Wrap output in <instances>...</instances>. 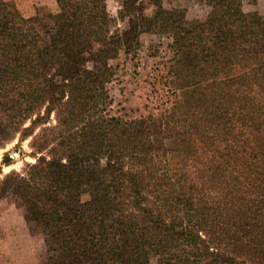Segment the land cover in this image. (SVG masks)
Here are the masks:
<instances>
[{"label": "trees", "instance_id": "obj_1", "mask_svg": "<svg viewBox=\"0 0 264 264\" xmlns=\"http://www.w3.org/2000/svg\"><path fill=\"white\" fill-rule=\"evenodd\" d=\"M54 1L24 16L0 0V149L28 139L34 159L0 167V201L42 236L39 264H264V17ZM158 29L178 100L161 122L110 114L108 61Z\"/></svg>", "mask_w": 264, "mask_h": 264}, {"label": "rangeland", "instance_id": "obj_2", "mask_svg": "<svg viewBox=\"0 0 264 264\" xmlns=\"http://www.w3.org/2000/svg\"><path fill=\"white\" fill-rule=\"evenodd\" d=\"M14 4L24 16L44 15L56 10L54 0H5ZM123 0H106L112 16L117 15ZM166 8L182 7L188 19H203L209 8L202 0H162ZM245 12L257 11L264 17V0H242ZM31 9L32 14L27 15ZM119 28L126 26L118 21ZM173 52L169 39L161 29L143 33L135 52L120 51L109 61L111 75L106 88L111 97L110 114L126 119L151 116L161 122L164 110L177 101V93L170 82ZM166 135L168 131L166 130ZM17 139L0 149L2 173L20 170L29 156L28 139ZM171 147L173 142L166 138ZM9 164L2 163L4 156ZM85 198V196H84ZM45 257L43 239L38 230L29 228L23 219L22 205L11 196L0 201V264H39Z\"/></svg>", "mask_w": 264, "mask_h": 264}, {"label": "crops", "instance_id": "obj_3", "mask_svg": "<svg viewBox=\"0 0 264 264\" xmlns=\"http://www.w3.org/2000/svg\"><path fill=\"white\" fill-rule=\"evenodd\" d=\"M259 1V0H258ZM28 14L27 15H30V14H32V12H31V9H29L28 11H26Z\"/></svg>", "mask_w": 264, "mask_h": 264}]
</instances>
